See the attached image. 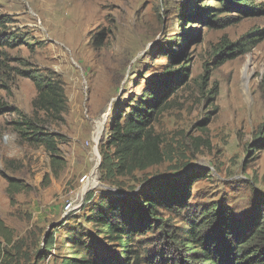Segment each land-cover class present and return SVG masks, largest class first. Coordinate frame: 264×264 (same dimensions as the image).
Here are the masks:
<instances>
[{"label":"rangeland","instance_id":"obj_1","mask_svg":"<svg viewBox=\"0 0 264 264\" xmlns=\"http://www.w3.org/2000/svg\"><path fill=\"white\" fill-rule=\"evenodd\" d=\"M253 5L256 14L220 11L212 0H0V219L14 233L7 251L15 264H61L75 252L121 256L89 221L103 195L142 207L151 189L171 185L183 195L186 186L191 207L249 216L264 197V0ZM205 12L215 21L202 23ZM226 41L239 46L225 55L240 53L219 58ZM183 67L188 79L153 125L163 164L117 176L113 119ZM48 77L66 93L63 113L34 105L38 79ZM22 116L56 136L54 155L18 133ZM11 180L24 189L13 198ZM160 213L170 229L184 227L186 212ZM160 238L150 233L136 245L167 250Z\"/></svg>","mask_w":264,"mask_h":264},{"label":"trees","instance_id":"obj_2","mask_svg":"<svg viewBox=\"0 0 264 264\" xmlns=\"http://www.w3.org/2000/svg\"><path fill=\"white\" fill-rule=\"evenodd\" d=\"M212 1L219 4L220 11L230 8L242 14H256L259 9L253 4L262 0ZM215 18L211 13L205 12L201 16V22L211 24ZM184 19L191 18L185 15ZM238 46L239 44L231 45L228 42L222 45L219 47V58L235 57L240 53L238 50L226 55L225 51ZM171 58L176 59L173 55ZM225 61L224 59L223 62ZM187 79L188 69L185 67L166 72L146 88L144 99L136 106L129 107L127 115H119L113 119L108 143L113 148L116 159L114 174L129 177L138 171L145 172L163 164V140L153 125L165 111L169 96L184 85ZM202 80L205 83L208 78ZM38 81H41L37 82L40 94L34 103L35 107L63 113L66 102L63 88L50 77L46 81L41 78ZM213 93L216 96V91L208 94ZM15 127L32 144L44 146L52 155L56 153V136L40 132L36 123L23 117L22 122L15 123ZM259 148L264 149V136ZM59 161L57 157H52L54 167ZM23 190L19 182L11 180L7 193L13 198ZM182 194L179 188L177 190L171 185L151 189L149 194L142 196V207L128 203L124 197L113 199L107 195L101 196L92 207L89 221L95 224L108 244L116 245L123 254L119 256L112 253L97 257L93 251L89 254L75 252L64 258L61 264H264V197H258L254 201L253 211L246 219H240L225 207H191L187 201L189 190L186 186ZM160 209L179 215L186 212L184 227L170 229ZM150 233L161 235L160 239H163L167 250L142 252L137 247L136 240ZM13 236L12 230L0 219V264H15L7 251L13 243ZM80 243L86 247L84 242Z\"/></svg>","mask_w":264,"mask_h":264},{"label":"water","instance_id":"obj_3","mask_svg":"<svg viewBox=\"0 0 264 264\" xmlns=\"http://www.w3.org/2000/svg\"><path fill=\"white\" fill-rule=\"evenodd\" d=\"M107 190L113 192L114 194H116L118 196H122L123 195L119 190H116L115 188H109Z\"/></svg>","mask_w":264,"mask_h":264},{"label":"bare ground","instance_id":"obj_4","mask_svg":"<svg viewBox=\"0 0 264 264\" xmlns=\"http://www.w3.org/2000/svg\"><path fill=\"white\" fill-rule=\"evenodd\" d=\"M249 75H250V71L249 70H247L246 71V78H248L249 77ZM97 185V182H96V180H91L90 182H89V185Z\"/></svg>","mask_w":264,"mask_h":264},{"label":"built area","instance_id":"obj_5","mask_svg":"<svg viewBox=\"0 0 264 264\" xmlns=\"http://www.w3.org/2000/svg\"><path fill=\"white\" fill-rule=\"evenodd\" d=\"M87 181H89L87 178H84L83 179V183H85V182H87ZM72 207V203L70 202L68 205H67V210H70V208Z\"/></svg>","mask_w":264,"mask_h":264}]
</instances>
